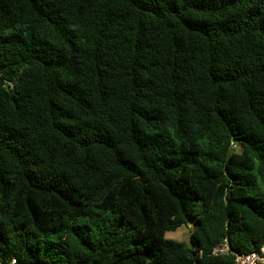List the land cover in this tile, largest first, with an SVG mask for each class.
<instances>
[{
  "label": "trees",
  "instance_id": "16d2710c",
  "mask_svg": "<svg viewBox=\"0 0 264 264\" xmlns=\"http://www.w3.org/2000/svg\"><path fill=\"white\" fill-rule=\"evenodd\" d=\"M226 238L264 243V0H0V262L234 264Z\"/></svg>",
  "mask_w": 264,
  "mask_h": 264
},
{
  "label": "built area",
  "instance_id": "2783aa9c",
  "mask_svg": "<svg viewBox=\"0 0 264 264\" xmlns=\"http://www.w3.org/2000/svg\"><path fill=\"white\" fill-rule=\"evenodd\" d=\"M213 254L215 255H234V264H264V243L259 251L250 253H240L232 250L228 239H224L221 243L217 244L213 248ZM0 264H2L0 262ZM9 264H18L17 259L13 258Z\"/></svg>",
  "mask_w": 264,
  "mask_h": 264
},
{
  "label": "rangeland",
  "instance_id": "374dc122",
  "mask_svg": "<svg viewBox=\"0 0 264 264\" xmlns=\"http://www.w3.org/2000/svg\"><path fill=\"white\" fill-rule=\"evenodd\" d=\"M190 233H191V228L187 225H184L175 231L167 232L166 238L177 241L188 242L190 239Z\"/></svg>",
  "mask_w": 264,
  "mask_h": 264
}]
</instances>
